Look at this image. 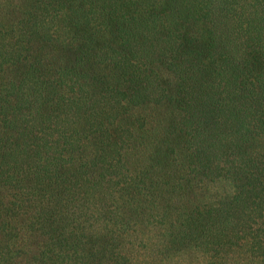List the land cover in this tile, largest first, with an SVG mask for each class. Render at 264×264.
<instances>
[{"label":"rangeland","instance_id":"rangeland-1","mask_svg":"<svg viewBox=\"0 0 264 264\" xmlns=\"http://www.w3.org/2000/svg\"><path fill=\"white\" fill-rule=\"evenodd\" d=\"M62 1L0 0V264H264V248L258 245L264 240V215L248 206L240 216L230 209L231 223H226L215 207L226 206L227 195L242 191V183L207 170L210 140L195 143L207 134L194 127H184L182 133L181 115L171 114L183 101L165 91L159 96L170 87L167 71L179 73L156 46L159 35L148 28V11L159 0H143L141 5V0H82L86 13L72 11L69 16H64ZM255 1L229 0L243 9H251ZM104 28L115 51L103 37L93 39ZM212 43L210 51L218 54L220 48ZM127 46L147 48L129 59L154 60L157 69H166L159 82L153 74L156 66L145 69L158 91L130 99L118 112L108 108L106 121L117 135V144L108 148L123 153L121 164L97 155L94 163L82 166L90 167L82 180V197L58 200L54 194L64 193V176L55 180L57 172L44 158L58 154L62 164L84 149L50 144L64 135L57 121L64 123V118L70 126L79 121L76 113L64 114L61 95L52 93V86L61 85L62 99L66 93L80 105L113 96L124 100L128 91L114 88V70L94 72L101 62L119 58L117 51ZM64 59L73 68L59 76ZM122 72L119 80L130 84L133 75ZM89 82H94L93 92ZM120 121L124 126L116 130L114 124ZM97 124L91 123L85 136L96 134ZM76 206L80 212L73 217Z\"/></svg>","mask_w":264,"mask_h":264},{"label":"trees","instance_id":"trees-1","mask_svg":"<svg viewBox=\"0 0 264 264\" xmlns=\"http://www.w3.org/2000/svg\"><path fill=\"white\" fill-rule=\"evenodd\" d=\"M93 1L98 3V0ZM113 1L117 2V0ZM142 1L139 2L140 5ZM173 1L177 6H174ZM260 2L256 0L251 9H243L240 4L233 5L229 0H201L200 3L193 0H159V6L154 5V11H148L146 18L150 24L148 28L159 35L156 46L166 56L164 60L174 61L177 67L175 68L179 69V73L172 72L165 65L171 71H167L168 74L164 76L170 77V87L159 92V96L165 91L173 99L183 101L177 106L178 112L171 114L176 117L181 115L178 126L182 133L184 127H194L195 132L207 134L201 137L202 142H195L196 145H201L204 139L210 140L212 148L209 152L212 157L209 158L210 164L207 170H212L215 177H225L229 182L234 183L239 180V183H242V191L227 195L226 199L229 202L226 206L215 207L222 216L224 214L228 224L231 223L228 217L230 209L235 210L240 216L247 212L248 206L258 215H264L262 208L264 203L261 204L264 198L262 188L264 186V1ZM62 3L66 8V11L64 8V16L72 15V11L73 15L79 12L86 13L87 7L82 0H63ZM138 16L142 19L141 15ZM117 17L118 15H114L112 18L117 20ZM227 20L233 23L231 25L225 23ZM108 32V29L104 28L95 34L93 39L100 41L103 37L115 51L116 47L107 37ZM210 42H213L211 44L213 47L220 48L218 54L215 53L216 51H210ZM74 49L76 48H71L70 52L75 53ZM144 49L147 48L142 49L140 46L120 48L117 51L120 53L119 58L114 56L112 60L101 62L94 72V75H99L101 72L107 74V70H114L117 74L116 79L112 81L115 84L114 88L119 89L124 86L128 91L124 100L113 96L114 99L112 97L106 102L80 105V101L75 99V96L74 99L68 100L69 97H66L65 93L62 99L59 91L63 89H58L61 85L57 88L55 85L52 86L54 89L51 90L52 93L56 91V94L61 95V110L64 114L76 113L79 121L75 126L68 125L64 118H62L64 123L57 121L56 124L64 127V135L50 140V144L51 142L57 146L64 144V150L67 145L70 147L72 144L84 149L83 153L79 152L77 156L70 158L72 160L62 164L57 161L58 154L44 158L47 165L57 172L55 180L64 176V193L58 191L54 194L58 200L67 199L71 202L76 197H82V180L86 177V169L90 168H82V166L86 167V162L94 163V159L109 155L113 160L110 164L115 163L116 166L121 164L123 153L116 154V149L108 148L109 145L117 144V135L114 134L115 131L109 129L106 121L108 108L118 112L130 99L157 92L156 86L152 88L150 85V77L147 76L145 69L147 72L155 69L156 72L154 71L153 74L157 82H159V74L162 70H166L157 69L154 60L142 62L141 58L129 59L133 53L137 51L141 53ZM164 60L159 58L163 66ZM72 68L73 64H69L64 59V63L59 67V76L63 69L67 72ZM124 69L133 75L130 84L119 80L121 75L125 74L122 72ZM134 78H137V81H133ZM88 85L93 92L94 82H89ZM87 93L89 94L88 90ZM175 93L178 98H175ZM162 99V103L168 106V101ZM151 119L150 117L146 121ZM95 121L98 123L96 134L85 136L89 125ZM123 122L125 124L126 121ZM120 123L114 124L116 130L121 128L120 125L124 126ZM49 125L53 123L50 122ZM38 145L36 143V146ZM68 154L73 156L74 153L68 150ZM183 156L195 155L183 152ZM120 173L123 175L124 170ZM134 174L137 176L138 171ZM249 201L252 204H249ZM79 212L77 206L74 207L73 217ZM260 237L264 239V234L261 233ZM258 245L261 246L259 248H264V240H259ZM115 256L120 257L119 253Z\"/></svg>","mask_w":264,"mask_h":264}]
</instances>
